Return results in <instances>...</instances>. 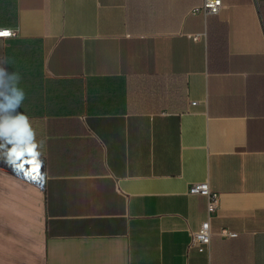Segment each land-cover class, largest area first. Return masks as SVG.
Segmentation results:
<instances>
[{
	"label": "crops",
	"instance_id": "1",
	"mask_svg": "<svg viewBox=\"0 0 264 264\" xmlns=\"http://www.w3.org/2000/svg\"><path fill=\"white\" fill-rule=\"evenodd\" d=\"M202 2L0 0L8 70L82 88L71 112L25 92L43 163L0 160V264H264V0Z\"/></svg>",
	"mask_w": 264,
	"mask_h": 264
},
{
	"label": "clouds",
	"instance_id": "2",
	"mask_svg": "<svg viewBox=\"0 0 264 264\" xmlns=\"http://www.w3.org/2000/svg\"><path fill=\"white\" fill-rule=\"evenodd\" d=\"M3 31L6 30H0ZM9 63L7 57L0 56V160L14 171H29L31 164L28 161L33 153L42 167L40 149L43 141H37L28 116L19 111L26 93L21 86V74L18 71L10 72L7 67ZM22 161L23 168L20 167Z\"/></svg>",
	"mask_w": 264,
	"mask_h": 264
},
{
	"label": "built area",
	"instance_id": "3",
	"mask_svg": "<svg viewBox=\"0 0 264 264\" xmlns=\"http://www.w3.org/2000/svg\"><path fill=\"white\" fill-rule=\"evenodd\" d=\"M257 9H258V1L253 0ZM222 6L221 0H203L202 4L199 6H195L192 9L193 13H203L207 14H217L220 11ZM0 30H6L0 32V37L8 38L17 35V29L12 27L0 28ZM9 31L12 33L10 35ZM200 34L194 36L195 39H198ZM194 103V102H193ZM189 194L194 195H202L206 198L207 201V214L208 217L204 221L201 222L199 228L195 231L191 232L189 247H195L198 251H204L208 248L211 240V229H210V217L216 212L218 208L219 195L217 192L211 190L209 183L207 181L204 182H194L188 187ZM219 236L222 238H231L237 236L236 232H233L227 228H222L218 232Z\"/></svg>",
	"mask_w": 264,
	"mask_h": 264
},
{
	"label": "trees",
	"instance_id": "4",
	"mask_svg": "<svg viewBox=\"0 0 264 264\" xmlns=\"http://www.w3.org/2000/svg\"><path fill=\"white\" fill-rule=\"evenodd\" d=\"M22 76L21 86L25 92H40L42 100L44 96H52L56 100L57 110L62 112L75 111L79 101L82 99V88L79 81L44 78L30 70L16 69ZM51 89V91H50ZM51 94V95H50Z\"/></svg>",
	"mask_w": 264,
	"mask_h": 264
},
{
	"label": "snow or ice",
	"instance_id": "5",
	"mask_svg": "<svg viewBox=\"0 0 264 264\" xmlns=\"http://www.w3.org/2000/svg\"><path fill=\"white\" fill-rule=\"evenodd\" d=\"M17 159H19V155H17ZM32 165H35L34 167H32L30 169V171L35 172V173H39L40 172V167L39 164L36 163L35 161H31L30 162ZM20 167H23V165H20Z\"/></svg>",
	"mask_w": 264,
	"mask_h": 264
}]
</instances>
